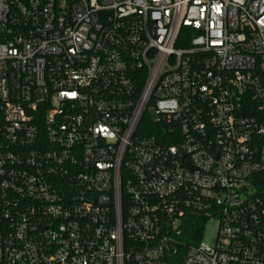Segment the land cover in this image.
<instances>
[{
    "label": "built area",
    "instance_id": "1",
    "mask_svg": "<svg viewBox=\"0 0 264 264\" xmlns=\"http://www.w3.org/2000/svg\"><path fill=\"white\" fill-rule=\"evenodd\" d=\"M0 264H264V0H0Z\"/></svg>",
    "mask_w": 264,
    "mask_h": 264
},
{
    "label": "trees",
    "instance_id": "2",
    "mask_svg": "<svg viewBox=\"0 0 264 264\" xmlns=\"http://www.w3.org/2000/svg\"><path fill=\"white\" fill-rule=\"evenodd\" d=\"M184 32H185V29L183 30V34H184ZM180 43H181V41H180ZM143 127L145 128L143 131L145 134L156 136L157 139L162 143L176 144L178 142L177 139H173L172 137L168 138L165 131L162 130L163 129L162 125H160V124H158L156 126L153 125L152 121L148 117H145L143 119ZM196 231H198V230L194 229V232H196ZM188 242H192V238H189Z\"/></svg>",
    "mask_w": 264,
    "mask_h": 264
},
{
    "label": "rangeland",
    "instance_id": "3",
    "mask_svg": "<svg viewBox=\"0 0 264 264\" xmlns=\"http://www.w3.org/2000/svg\"><path fill=\"white\" fill-rule=\"evenodd\" d=\"M218 230L217 220L210 221L203 233V239L207 242H214Z\"/></svg>",
    "mask_w": 264,
    "mask_h": 264
}]
</instances>
